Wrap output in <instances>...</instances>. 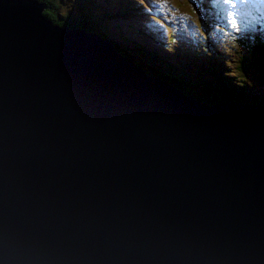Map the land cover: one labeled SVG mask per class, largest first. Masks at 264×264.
Here are the masks:
<instances>
[{"label": "water", "instance_id": "95a60500", "mask_svg": "<svg viewBox=\"0 0 264 264\" xmlns=\"http://www.w3.org/2000/svg\"><path fill=\"white\" fill-rule=\"evenodd\" d=\"M43 5L0 0V264H264V104L201 102Z\"/></svg>", "mask_w": 264, "mask_h": 264}, {"label": "rangeland", "instance_id": "374dc122", "mask_svg": "<svg viewBox=\"0 0 264 264\" xmlns=\"http://www.w3.org/2000/svg\"><path fill=\"white\" fill-rule=\"evenodd\" d=\"M202 1L209 6L201 7ZM244 1L246 5L241 11L238 7L242 2L234 4L219 0H107L104 3L105 7L114 9L118 8V4H124L128 16L118 17L117 20L128 42V35H132L137 26L141 33H134L133 37L150 45L160 57L179 62L178 53L183 52L212 60L227 75L246 79L250 94L257 95L264 92V85L256 73L243 67L237 68L240 51L236 41H246L250 34L264 31V5L262 2L251 5L250 0ZM73 4L64 0L58 12L71 16ZM235 9L241 13L240 20L234 25L226 17L237 12ZM255 38L256 35L253 36ZM162 43L166 44L165 47Z\"/></svg>", "mask_w": 264, "mask_h": 264}, {"label": "trees", "instance_id": "16d2710c", "mask_svg": "<svg viewBox=\"0 0 264 264\" xmlns=\"http://www.w3.org/2000/svg\"><path fill=\"white\" fill-rule=\"evenodd\" d=\"M38 1L44 3L41 13L50 18L52 22L79 28L85 32L98 33L110 42L115 51L133 60L148 75L161 78L201 102L213 104L246 101L264 104V92L257 93V95L250 94V86L246 79L227 75V72L220 69L212 60L202 59L198 55H187L183 52L178 53L179 62L175 60L171 62L162 58L150 48V45L133 37L134 33H141L137 26L134 27L132 35H128V42L117 20L118 17L128 16L122 3L114 9L105 7L104 2L107 0H70L74 4L73 14L69 16L65 12H58L64 0ZM202 2L201 7L209 6L206 2L203 4ZM245 5L246 2L243 0L238 9L241 11ZM240 13L238 10L233 12L228 18L226 17L227 21L235 25L240 20ZM211 19L213 20L212 17ZM254 35H256L255 40ZM238 37L239 33L236 35V38ZM245 40L236 41L240 51L237 68L243 67L256 73L258 80L264 85V31L252 33ZM163 43L162 46L165 47L166 44ZM250 99L257 102H251Z\"/></svg>", "mask_w": 264, "mask_h": 264}]
</instances>
